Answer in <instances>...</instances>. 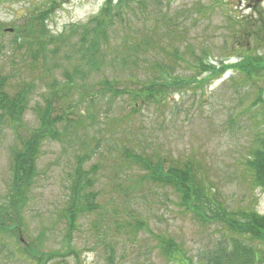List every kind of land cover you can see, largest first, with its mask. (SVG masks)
<instances>
[{
  "label": "rangeland",
  "instance_id": "rangeland-1",
  "mask_svg": "<svg viewBox=\"0 0 264 264\" xmlns=\"http://www.w3.org/2000/svg\"><path fill=\"white\" fill-rule=\"evenodd\" d=\"M143 1V5L129 8L137 13L125 17V29L118 23L113 30L131 33L134 44L147 37V44L140 51L127 53L122 35L118 32L113 36L112 30L106 44L112 45L114 56L121 61L115 65L110 62L114 57L111 55L103 69L96 72L85 68V82L96 89L102 87V81H116L117 88L129 92L142 84H162L164 80L188 83L181 90L169 91L162 102L148 101L139 104L137 110L127 93L94 104L71 101L74 116L68 113L71 102L67 101L62 109L64 101H57L58 111H64L76 123L73 129L63 127L64 123L60 126L61 140L47 141L42 147L38 177L24 210L22 245L43 236L49 249H67L63 242L65 225L59 214L69 199L80 158H85L84 170L99 168L92 191L100 195L102 208L98 213L108 218L102 221L96 213L85 216L72 245L79 261L70 256L56 264H175L161 255L153 235L135 228L138 222L148 225L156 235L173 237L190 258L203 263L205 254L219 246V227L204 226L182 210L172 188L146 181V170L129 154L183 163L187 157H195L208 166L213 186L230 209L249 207L264 215V190L250 186L241 165L245 149L253 142L250 129L257 120H263L264 106L253 104L256 92L264 90V74L251 82L235 69L223 70L222 66L238 63L241 55L248 53L264 58V0ZM104 2L0 0V24L4 26L0 29V75L9 79L6 92L14 95L19 85L23 88L32 83L35 87L24 123L17 130L8 119L0 126V203L9 193L14 152L22 147L19 137L25 138L39 127L37 107L46 106L55 83L58 87L54 91L62 89L63 71L75 68H55L52 62L46 66L39 59L37 69L32 70V59L13 43L15 30L29 16L52 7L46 21L49 31L69 35L79 45L78 28L87 25ZM129 58L138 62H130ZM78 60L83 68L85 62L81 57ZM67 63L62 60V64ZM73 64L77 65L76 59ZM212 66L223 74L210 76ZM46 68L52 70L47 72ZM204 78L208 80L197 82L200 85L194 81ZM81 82L77 79L78 85ZM75 94V100H79ZM108 229L112 232L106 235ZM5 237L0 238V264H29L20 252L21 246ZM113 253L114 261L110 259Z\"/></svg>",
  "mask_w": 264,
  "mask_h": 264
},
{
  "label": "trees",
  "instance_id": "trees-1",
  "mask_svg": "<svg viewBox=\"0 0 264 264\" xmlns=\"http://www.w3.org/2000/svg\"><path fill=\"white\" fill-rule=\"evenodd\" d=\"M143 4V0H105L100 12L91 18L87 25L78 28L81 37L79 45L71 41L69 35L63 33L53 35L49 31L46 21L54 9L52 7L29 16L24 25L15 30L16 35L13 43L17 45V50H25L26 55L32 59L34 68H31L32 70L37 69L39 59H42L46 66L52 62L56 63L55 68L75 67L71 72L63 71L65 79L62 89L54 91L58 87V84L55 83L54 89L46 99V106L44 108L37 107L39 127L27 137H19L22 147L14 152L13 177L9 193L6 201L0 203V238L6 236L5 238L20 245V252L26 257L29 264H56L70 256H74L79 261L80 257L72 249V245L74 236L80 229L81 220L94 213L99 214L102 221L108 218L107 215L98 213L102 208L98 202L100 195L99 192L92 191L95 186V175L97 183L99 168L84 170L82 166L86 161L85 158H80L78 167L72 176L69 199L59 214L65 225L63 242L67 245V249L63 252L49 249L46 246L47 240L43 236L37 237L31 244L22 245L25 226L24 210L38 177V161L42 155V147L47 141L61 140L60 136L63 135V132L60 131V126L64 123L63 127L69 129H73L74 123H76L64 111H62L63 113L58 111L57 104L59 102L57 101H64L61 106L63 109L67 101L83 104L90 101L94 104L105 97L117 99L127 93L134 102V110H137L136 107L139 104H146L148 101L160 103L172 89L181 90L183 86H187L188 82L182 80H164L162 84L155 82L142 84L140 88L129 92L126 89L117 88L116 81H102L100 83L102 87L96 86V89L85 82L88 78L85 68L87 70L96 69L97 72L107 65L111 55L116 54L115 50H112V45L106 44L107 39L112 37L111 31L118 23L125 29V17H129L130 13H137L129 8ZM3 27L0 24V29ZM123 29L116 28L112 35L115 36L120 32L122 44L127 53L140 51L147 44V37L138 39L139 43L134 44L133 35ZM137 32L139 30L134 34L136 35ZM141 35L143 36V34ZM50 45H52L51 49L48 47ZM252 55L250 53L241 55L239 62L230 64V66L222 64L223 70L233 68L242 78H248L251 82L262 79L264 58L256 54ZM79 57L83 63L85 62L83 68L80 67L82 64L78 60ZM75 59L77 65L73 66ZM62 60H66L68 63L62 64ZM120 61L119 57L114 56L110 62L117 65ZM129 61L137 63L138 59L129 58ZM50 70L52 68H46L47 72ZM46 71L44 70V73ZM222 74L212 66L210 76L218 77ZM77 79L82 81L80 85L77 84ZM207 80L208 78L194 79L196 83ZM8 82L7 76L0 75V126L8 119L17 130L24 123V115L35 87L32 83L26 84L23 88L19 85L20 89L14 95H10L6 92ZM75 93L78 94L79 100H75L76 97L73 96L76 95ZM255 95L256 101L253 107L264 106V90L256 92ZM72 102L68 113L74 116ZM262 113L263 120H257L253 129L249 127L253 133V142L245 149L241 165L250 186L264 190V109ZM129 157L136 165L146 170L147 174L144 176L146 181L165 188H172L179 199L178 205L182 210L191 213L204 226L219 227L222 233L219 246L205 254L206 263H203L202 260L190 258L185 247L173 237L156 235L148 225L138 222L135 228L153 235L158 251L167 261L175 264L264 263V215L249 207L238 210L230 209L223 195L219 194L213 186L210 170L204 162L195 157H187L184 163L182 161L169 162L161 157H143L139 154H129ZM113 225L118 229L117 225L114 223ZM111 232L108 229L106 235ZM251 242L253 246L248 245ZM110 257L113 261L116 259L114 253Z\"/></svg>",
  "mask_w": 264,
  "mask_h": 264
}]
</instances>
